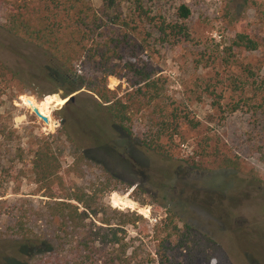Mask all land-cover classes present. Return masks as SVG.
I'll list each match as a JSON object with an SVG mask.
<instances>
[{
    "label": "rangeland",
    "instance_id": "obj_1",
    "mask_svg": "<svg viewBox=\"0 0 264 264\" xmlns=\"http://www.w3.org/2000/svg\"><path fill=\"white\" fill-rule=\"evenodd\" d=\"M90 2L94 9L102 5ZM144 5L155 23H180L179 5L191 13L183 21L188 38L163 40L141 24L142 34L130 38L121 52L135 68L162 77L167 110L189 121L162 141L163 153L139 146L144 131L139 120L132 123L131 138L121 135L98 98L83 87L63 106L70 87L62 79L49 81L43 52L0 26V264H10L11 258L16 264H67L56 247L19 256L20 242L25 243L6 234L19 210L38 211L26 224L29 238L56 245V223L44 211L46 191L31 171L41 142L59 162L56 184L63 185L62 194L73 187L93 190L107 174L117 179L101 202L141 217L119 236L136 248V260L143 264H264V0ZM104 30L119 34L111 26ZM237 33L247 34L256 50L232 48ZM107 88L122 94L127 84L109 77ZM34 107L48 124L32 114ZM168 216L177 233L166 237ZM185 227L213 244L187 245Z\"/></svg>",
    "mask_w": 264,
    "mask_h": 264
},
{
    "label": "trees",
    "instance_id": "obj_2",
    "mask_svg": "<svg viewBox=\"0 0 264 264\" xmlns=\"http://www.w3.org/2000/svg\"><path fill=\"white\" fill-rule=\"evenodd\" d=\"M100 1L101 7L94 9L90 0H0V26L9 35L43 52L49 81L62 79L70 87L67 95L82 87L93 93L102 104L107 121L127 139L133 136V121H141L144 131L139 146L148 152L163 153L162 141L171 140L180 125L189 121L175 109L167 110L162 77L135 68L121 52L130 38L142 34L141 24L153 28L163 40L170 36L188 38L183 21L190 16V10L185 5L177 7L175 16L180 23L167 24L164 20L155 23V17L144 5L150 0ZM108 26L117 29L118 36L106 34L104 28ZM231 45L246 52L257 48L245 33H237ZM109 77L125 81L127 88L122 94L118 89L107 88ZM262 102L264 106V99ZM0 134L3 136V132ZM59 168L51 146L39 143L31 171L35 184L46 191L42 196L47 199L44 211L56 223L53 231L56 245L29 238L32 233L26 224L33 214L38 216V211L19 210L13 225L6 229V234L25 243L20 242L18 255L29 257L56 247L67 264H143L136 260V248L119 236L141 217L121 213L101 202L105 194L115 190L117 179L107 174L93 190L73 187L62 194L63 185L56 184ZM120 199L115 198V203L121 205ZM167 220L163 228L166 237L177 233L170 216ZM185 229L187 245L192 242L195 247L207 248L213 244L208 237L194 236L190 228ZM187 245H181L180 249L184 251ZM10 262L16 264L15 259Z\"/></svg>",
    "mask_w": 264,
    "mask_h": 264
},
{
    "label": "water",
    "instance_id": "obj_3",
    "mask_svg": "<svg viewBox=\"0 0 264 264\" xmlns=\"http://www.w3.org/2000/svg\"><path fill=\"white\" fill-rule=\"evenodd\" d=\"M75 96H76V94H70L68 97L63 98V100H62V101H64L63 106L67 105V104L70 103V102H73ZM55 97H56L57 99H59L58 96H55ZM30 111H31L32 114H33L37 119H39L42 123H44V124H48V120H47V118L44 117V116H42V115L38 112V110H37L35 107L32 108Z\"/></svg>",
    "mask_w": 264,
    "mask_h": 264
}]
</instances>
